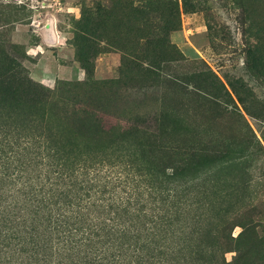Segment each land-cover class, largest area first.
<instances>
[{
	"label": "rangeland",
	"instance_id": "obj_1",
	"mask_svg": "<svg viewBox=\"0 0 264 264\" xmlns=\"http://www.w3.org/2000/svg\"><path fill=\"white\" fill-rule=\"evenodd\" d=\"M0 49L53 91L81 84L58 101L92 195L145 224L170 195L153 261L264 264V0H0ZM11 114L0 139L28 122ZM2 242L0 264H59Z\"/></svg>",
	"mask_w": 264,
	"mask_h": 264
},
{
	"label": "trees",
	"instance_id": "obj_2",
	"mask_svg": "<svg viewBox=\"0 0 264 264\" xmlns=\"http://www.w3.org/2000/svg\"><path fill=\"white\" fill-rule=\"evenodd\" d=\"M0 53V105L13 119H28L6 124L13 128L0 139V238L6 236L0 241L10 239L14 249L41 254L47 262L57 257L59 264L160 263L162 258L153 260L172 224L166 218L170 195L161 196L159 207L167 214L151 213L147 224L141 221L144 211L135 213L129 202L103 198L99 189L92 195L101 178L71 159L66 147L72 119L58 101L81 84L63 82L53 91L33 80L18 59ZM147 187L158 193L154 185Z\"/></svg>",
	"mask_w": 264,
	"mask_h": 264
}]
</instances>
